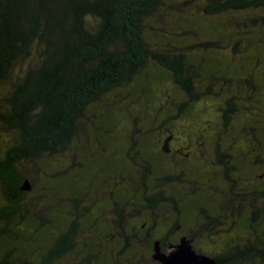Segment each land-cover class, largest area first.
Returning <instances> with one entry per match:
<instances>
[{"label": "trees", "instance_id": "trees-1", "mask_svg": "<svg viewBox=\"0 0 264 264\" xmlns=\"http://www.w3.org/2000/svg\"><path fill=\"white\" fill-rule=\"evenodd\" d=\"M207 2L204 11L210 15L264 14V0ZM178 3L177 8L184 12L191 9L188 1ZM170 4V0H0V264H113V250L121 256L138 245L146 250L148 261L144 262L149 264L155 239L120 238V249L111 248L108 254L88 243L78 246L80 236L114 241L83 233L96 231L99 226L91 216L92 208L73 212L67 225L56 221L49 227L50 221L32 212L42 203L35 197L40 180L21 168L30 164L37 167L43 159L65 156L80 121L108 96L143 80L151 59L165 69V76H173L174 89L187 103L225 95L231 87L229 82L225 83L227 89L224 85L216 93L197 91L187 54L150 50L146 23L163 7L175 8ZM236 25L259 34L264 15ZM183 33L167 34L173 41H181L180 37L189 35ZM154 34L157 36V32ZM224 45L217 39L192 48L207 52L223 50ZM235 111L231 107V113ZM137 120L141 121L138 117L132 119ZM26 180L32 184L28 192L22 190ZM78 182L70 195L75 200L85 198L89 205L93 200L91 191L80 188ZM31 221L46 229L40 238L19 231L22 224ZM47 233L52 237L45 245L40 244ZM240 242L231 253L221 256L222 262L219 257L220 263L264 264V234ZM51 245L59 248L55 256L49 254ZM129 262L136 264L139 259Z\"/></svg>", "mask_w": 264, "mask_h": 264}, {"label": "rangeland", "instance_id": "rangeland-1", "mask_svg": "<svg viewBox=\"0 0 264 264\" xmlns=\"http://www.w3.org/2000/svg\"><path fill=\"white\" fill-rule=\"evenodd\" d=\"M185 1L190 3L188 6H191L189 7L191 9L184 12L183 8L177 7L178 2ZM170 3V5L174 4L175 8L163 7L162 11L156 13L155 17L146 23L145 35L150 50L157 53L160 50L167 54L184 53L190 56L191 64L196 65L192 66V73L195 77L199 76L194 78L198 86L211 82L214 83L213 88L216 86L219 91V88L224 85L225 88L228 87L225 83H228V78L231 77V102L233 103L231 107L236 108V111L231 113V133L229 134L231 153L235 156L236 168L240 172L237 176L238 181L244 182L247 163L264 158V41L261 42L264 38V35L262 37L264 25L261 29L258 28L261 33L255 35L243 25L237 28L236 23L248 21L250 18L255 19L264 14L227 13L215 16L205 13L207 0H170ZM156 32L157 36L154 34ZM183 32H188L189 35L180 37L181 41H173L171 35L179 33L182 36ZM168 36L171 37L168 38ZM214 38L220 39L225 44V49H210L207 52L193 50L192 47L197 44L216 41L217 39ZM236 46H238L237 53H235ZM192 60H197L198 63H193ZM163 72L165 69L151 59L148 69L144 72L143 80L108 96L88 112L87 118L80 121L72 147L65 156L43 159L37 167L30 164L21 168L22 172L30 173L40 180L35 197L42 203H39L41 204L39 206L35 205L32 212L40 213L42 218L50 221L49 227L56 224V221L67 225L69 218H73L72 213L76 212L74 209L76 207L70 194L78 180L81 183L80 188L91 191L93 200L98 198L95 192L101 185L106 163L112 157L111 154L106 153L109 145L112 144L111 139L130 129L132 119L137 117L143 123V127L149 129L153 119L167 118L166 110L169 111L168 107H174L175 96L182 98L181 93L173 90V80L168 75L165 76ZM150 77L151 79L146 81V78ZM219 103L220 101L212 96L203 97L201 101L194 102L191 108L180 117L182 118L180 127L173 128V131L178 134L185 129L186 125H192V128L189 127L186 130V135H190L196 131L197 125L204 121L209 120L206 127L217 123V116L220 113ZM176 113L178 112L174 111L173 115ZM160 129L163 131L164 127ZM151 138L155 136L151 135ZM148 148L151 147L148 146ZM43 197L45 199L41 201ZM95 215L96 211H93L91 216L95 217ZM162 228L160 224L158 231ZM18 229L32 238H40L46 230L32 221L22 224ZM85 229L87 228H83ZM51 237V233H47L40 244L45 245L46 240ZM117 241L116 239L113 242H107L83 236L77 239L78 246H84L87 243L95 245L105 254L110 253L111 248L120 249L121 244L119 245ZM219 241L217 238L212 239V242ZM236 243L231 242V247H236ZM200 246L204 249L210 248L205 244ZM118 254L119 251L113 250L110 256L113 257L111 259L114 261L113 264L120 261L121 264H127L137 259L139 262L136 264H148L144 262V260L148 261L147 257H144L146 250L139 245L134 246L132 252L129 250L121 256ZM74 259L77 257L74 256Z\"/></svg>", "mask_w": 264, "mask_h": 264}, {"label": "flooded vegetation", "instance_id": "flooded-vegetation-1", "mask_svg": "<svg viewBox=\"0 0 264 264\" xmlns=\"http://www.w3.org/2000/svg\"><path fill=\"white\" fill-rule=\"evenodd\" d=\"M190 66L196 65L190 62ZM228 80L231 83V77ZM193 84L200 93L218 92L211 82L198 86L193 79ZM172 88L175 90L174 83ZM224 93L212 96L220 101L217 123L206 127L209 120L204 121L193 134L186 135L192 125L178 134L173 131L181 125L182 112L193 104L175 96L174 107L166 110L167 118L153 119L149 129L141 121H131L130 129L111 139L106 153L112 157L95 192L98 198L89 205L85 198L72 199L79 213L96 211L93 219L99 226L96 231H83L86 236L111 241L151 238L160 242L162 253L167 255L186 238L197 254L210 257L214 264H222L221 256L231 253V242L263 236L264 158L247 163L246 178L238 181L240 172L229 135L231 88ZM174 111L179 114L173 115ZM160 224L163 228L158 231ZM214 238L220 241L212 242ZM58 249L51 245L49 254L55 256ZM155 254L153 247L149 264H163Z\"/></svg>", "mask_w": 264, "mask_h": 264}, {"label": "water", "instance_id": "water-1", "mask_svg": "<svg viewBox=\"0 0 264 264\" xmlns=\"http://www.w3.org/2000/svg\"><path fill=\"white\" fill-rule=\"evenodd\" d=\"M189 3V2H188ZM168 143V140L165 144ZM23 191H31L32 184L29 180H26L22 187ZM155 258L161 261L163 264H214L215 261L205 255H199L193 249L192 242L184 238L176 248V251L170 255L163 254L161 251L160 242L155 243Z\"/></svg>", "mask_w": 264, "mask_h": 264}]
</instances>
